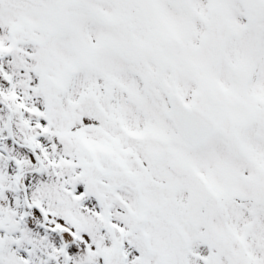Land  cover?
<instances>
[{
	"label": "snow or ice",
	"instance_id": "6c2138e0",
	"mask_svg": "<svg viewBox=\"0 0 264 264\" xmlns=\"http://www.w3.org/2000/svg\"><path fill=\"white\" fill-rule=\"evenodd\" d=\"M0 264H264V0H0Z\"/></svg>",
	"mask_w": 264,
	"mask_h": 264
}]
</instances>
